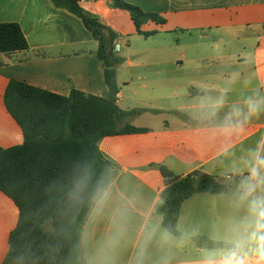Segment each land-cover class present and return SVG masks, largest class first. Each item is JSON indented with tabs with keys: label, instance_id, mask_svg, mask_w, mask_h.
Returning <instances> with one entry per match:
<instances>
[{
	"label": "crops",
	"instance_id": "crops-1",
	"mask_svg": "<svg viewBox=\"0 0 264 264\" xmlns=\"http://www.w3.org/2000/svg\"><path fill=\"white\" fill-rule=\"evenodd\" d=\"M123 1L165 18L162 25L147 22L144 32L191 36L161 48L146 41L132 51L133 41L145 36L129 12L113 0L80 1L118 34L124 46L117 53L118 106L131 112L126 123L147 130L99 142L118 172L84 226V264H220L230 257L198 247L196 235L239 245L237 254L256 264L250 205L264 196V0ZM0 23L18 24L29 46L0 53L1 148L24 143L4 102L11 80L61 96L73 90L107 96L98 43L78 17L50 0H0ZM160 164L180 177L196 170L222 180L231 175L237 185L187 200L174 236L156 212L166 183L151 166ZM248 187L254 190L245 195ZM18 219L17 206L0 191V264Z\"/></svg>",
	"mask_w": 264,
	"mask_h": 264
},
{
	"label": "trees",
	"instance_id": "trees-1",
	"mask_svg": "<svg viewBox=\"0 0 264 264\" xmlns=\"http://www.w3.org/2000/svg\"><path fill=\"white\" fill-rule=\"evenodd\" d=\"M56 9L78 17L98 43L97 56L103 65L106 97L73 90L61 96L11 80L4 102L7 111L21 127L24 143L0 147V191L19 210L16 228L9 237V251L2 264H84L82 233L96 204L107 191L118 168L99 149L105 137L147 131L126 123L131 112L118 106L119 86L116 67L122 62L115 51L118 34L101 18L84 10L81 0H50ZM113 7L129 12L137 33L150 37L143 25H162L165 18L147 13L123 0ZM29 48L16 23H0V53ZM165 178L156 212L163 227L179 235L178 222L183 204L201 193L225 194L229 184L200 170L180 177L166 165H153ZM205 249L242 252L229 242L204 235L192 237Z\"/></svg>",
	"mask_w": 264,
	"mask_h": 264
},
{
	"label": "clouds",
	"instance_id": "clouds-1",
	"mask_svg": "<svg viewBox=\"0 0 264 264\" xmlns=\"http://www.w3.org/2000/svg\"><path fill=\"white\" fill-rule=\"evenodd\" d=\"M252 175H257L255 170H253ZM261 183H264V181H261ZM253 190V187H248L245 195H250ZM250 211L255 218L252 239L257 241V245L253 249L259 257L256 264H264V196H259L252 200ZM246 255L247 253L238 255L236 251H233L230 257L227 260L221 261L220 264H248L245 259ZM208 264H213V262L209 261Z\"/></svg>",
	"mask_w": 264,
	"mask_h": 264
},
{
	"label": "rangeland",
	"instance_id": "rangeland-1",
	"mask_svg": "<svg viewBox=\"0 0 264 264\" xmlns=\"http://www.w3.org/2000/svg\"><path fill=\"white\" fill-rule=\"evenodd\" d=\"M208 35L211 38L217 36L215 31H208ZM184 36L185 37H187V36L189 37L191 35L189 33H185L183 35L182 32L177 31L175 33L162 32V33H159L157 35H153L151 37H147L148 39L146 37H141L137 41H133L131 50L135 51L136 49L140 48L146 41L148 42V44H150V46H153L155 48H161V47H165V46H170L171 44L174 46V44L175 45L177 44L179 37L182 38ZM259 180H262V178H260ZM226 183L229 184V185L230 184L231 185L235 184V182H232V181H226ZM235 185H237V184H235Z\"/></svg>",
	"mask_w": 264,
	"mask_h": 264
},
{
	"label": "built area",
	"instance_id": "built-area-1",
	"mask_svg": "<svg viewBox=\"0 0 264 264\" xmlns=\"http://www.w3.org/2000/svg\"><path fill=\"white\" fill-rule=\"evenodd\" d=\"M125 46H126V44H125ZM123 47L124 46L119 41L115 42V51H116V53H119L123 49ZM231 180H233V176H231V175H227L223 179L224 182L231 181Z\"/></svg>",
	"mask_w": 264,
	"mask_h": 264
}]
</instances>
